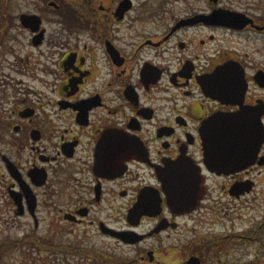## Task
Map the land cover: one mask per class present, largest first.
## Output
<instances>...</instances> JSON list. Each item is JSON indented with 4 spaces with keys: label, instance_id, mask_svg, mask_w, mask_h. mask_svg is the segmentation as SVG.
<instances>
[{
    "label": "flooded vegetation",
    "instance_id": "1",
    "mask_svg": "<svg viewBox=\"0 0 264 264\" xmlns=\"http://www.w3.org/2000/svg\"><path fill=\"white\" fill-rule=\"evenodd\" d=\"M0 264H264V0H0Z\"/></svg>",
    "mask_w": 264,
    "mask_h": 264
},
{
    "label": "water",
    "instance_id": "2",
    "mask_svg": "<svg viewBox=\"0 0 264 264\" xmlns=\"http://www.w3.org/2000/svg\"><path fill=\"white\" fill-rule=\"evenodd\" d=\"M241 122L243 117L237 114H220L206 123L209 164L213 170L234 171L252 162V154L262 142L263 133L261 130L259 137L260 125H234Z\"/></svg>",
    "mask_w": 264,
    "mask_h": 264
}]
</instances>
